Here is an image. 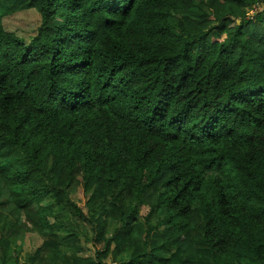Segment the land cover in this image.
Segmentation results:
<instances>
[{
  "label": "trees",
  "instance_id": "trees-1",
  "mask_svg": "<svg viewBox=\"0 0 264 264\" xmlns=\"http://www.w3.org/2000/svg\"><path fill=\"white\" fill-rule=\"evenodd\" d=\"M0 264H264V0H0Z\"/></svg>",
  "mask_w": 264,
  "mask_h": 264
},
{
  "label": "rangeland",
  "instance_id": "rangeland-1",
  "mask_svg": "<svg viewBox=\"0 0 264 264\" xmlns=\"http://www.w3.org/2000/svg\"><path fill=\"white\" fill-rule=\"evenodd\" d=\"M200 0H195L199 2ZM253 12L256 6L253 8ZM6 29L13 31L27 41L37 34V29L41 24L40 14L34 9L19 11L4 19ZM19 242L23 247L22 257L35 251L42 243V238L37 233H28L19 237Z\"/></svg>",
  "mask_w": 264,
  "mask_h": 264
}]
</instances>
